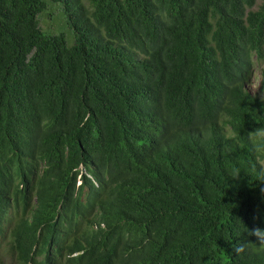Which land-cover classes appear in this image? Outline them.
Wrapping results in <instances>:
<instances>
[{
  "label": "trees",
  "instance_id": "1",
  "mask_svg": "<svg viewBox=\"0 0 264 264\" xmlns=\"http://www.w3.org/2000/svg\"><path fill=\"white\" fill-rule=\"evenodd\" d=\"M255 59L264 0H0V264H264Z\"/></svg>",
  "mask_w": 264,
  "mask_h": 264
},
{
  "label": "clouds",
  "instance_id": "2",
  "mask_svg": "<svg viewBox=\"0 0 264 264\" xmlns=\"http://www.w3.org/2000/svg\"><path fill=\"white\" fill-rule=\"evenodd\" d=\"M255 61L257 60L255 59ZM79 171L81 172V175L79 176V184L81 183L80 179L83 174H86L88 177L93 179L92 175L89 174L87 168H85L83 165L79 167ZM240 175H241V171L237 168H232L228 170V176L231 177L232 179L238 180L240 179ZM10 231H11V227L9 225H6L4 231L0 234V248L3 247L5 244H7L8 240L11 239ZM248 232L250 235L256 236L259 239L260 244L264 245V229L261 228H256L253 230L248 229ZM78 255L79 253H76L74 256H78Z\"/></svg>",
  "mask_w": 264,
  "mask_h": 264
},
{
  "label": "rangeland",
  "instance_id": "3",
  "mask_svg": "<svg viewBox=\"0 0 264 264\" xmlns=\"http://www.w3.org/2000/svg\"><path fill=\"white\" fill-rule=\"evenodd\" d=\"M258 1L260 2L261 0H258ZM263 69H264V61L263 62L257 61L255 63L254 75L252 77V81L248 85L254 93H260V94L263 93V91H261L262 89L261 72Z\"/></svg>",
  "mask_w": 264,
  "mask_h": 264
}]
</instances>
